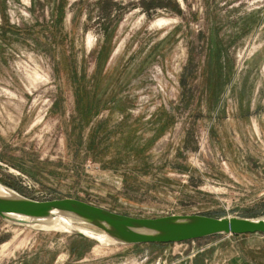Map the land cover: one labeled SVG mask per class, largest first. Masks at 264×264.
<instances>
[{
	"label": "rangeland",
	"instance_id": "1",
	"mask_svg": "<svg viewBox=\"0 0 264 264\" xmlns=\"http://www.w3.org/2000/svg\"><path fill=\"white\" fill-rule=\"evenodd\" d=\"M0 182L133 218H263L264 0H0ZM82 239L0 218V264H264L262 234Z\"/></svg>",
	"mask_w": 264,
	"mask_h": 264
},
{
	"label": "water",
	"instance_id": "2",
	"mask_svg": "<svg viewBox=\"0 0 264 264\" xmlns=\"http://www.w3.org/2000/svg\"><path fill=\"white\" fill-rule=\"evenodd\" d=\"M0 184L6 189V194H0V218L5 222L48 230L54 220L61 217L70 220L74 227L85 225L105 234L111 243L102 244L95 237L75 228L63 232L90 240L101 247L167 245L216 236L264 235V217L173 215L155 219L133 218L76 199L36 201Z\"/></svg>",
	"mask_w": 264,
	"mask_h": 264
},
{
	"label": "bare ground",
	"instance_id": "3",
	"mask_svg": "<svg viewBox=\"0 0 264 264\" xmlns=\"http://www.w3.org/2000/svg\"><path fill=\"white\" fill-rule=\"evenodd\" d=\"M5 190H6L5 187H3L0 184V194H6ZM49 228L50 229H48V230L57 231V232H61V233H63L64 231L71 230L72 228H75V229H79L80 231H82V232H84V233H86V234H88L90 236L95 237L102 244L111 243V241L106 238L105 234L97 233V232H95V231H93V230H91L90 228H87V227H81V226L74 227V225L71 223L70 220H66V219L61 218V217H57L54 220L53 224ZM100 247L101 246L99 245V246L96 247V249H98Z\"/></svg>",
	"mask_w": 264,
	"mask_h": 264
},
{
	"label": "trees",
	"instance_id": "4",
	"mask_svg": "<svg viewBox=\"0 0 264 264\" xmlns=\"http://www.w3.org/2000/svg\"><path fill=\"white\" fill-rule=\"evenodd\" d=\"M62 4V3H61ZM109 5H111V7L112 6H115V4H111V3H109ZM61 8V7H60ZM17 190V189H16ZM83 241H81L80 242V244H83V245H85V247H87V248H89V247H92V245H91V243H89L87 240H85V239H82ZM93 244V243H92Z\"/></svg>",
	"mask_w": 264,
	"mask_h": 264
}]
</instances>
